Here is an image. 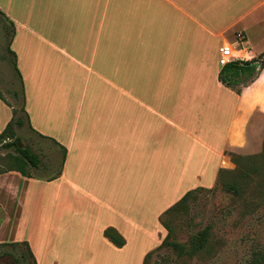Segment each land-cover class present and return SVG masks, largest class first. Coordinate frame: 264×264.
Here are the masks:
<instances>
[{"label": "crops", "instance_id": "obj_1", "mask_svg": "<svg viewBox=\"0 0 264 264\" xmlns=\"http://www.w3.org/2000/svg\"><path fill=\"white\" fill-rule=\"evenodd\" d=\"M0 11L28 125L67 151L47 179L0 172V244L27 243L37 264H125L166 237L160 218L186 193L235 167L227 152L262 150L264 68L238 94L219 59L225 45L264 54V0H0ZM13 117L0 98V134Z\"/></svg>", "mask_w": 264, "mask_h": 264}, {"label": "rangeland", "instance_id": "obj_2", "mask_svg": "<svg viewBox=\"0 0 264 264\" xmlns=\"http://www.w3.org/2000/svg\"><path fill=\"white\" fill-rule=\"evenodd\" d=\"M12 34L10 21L0 14V96L8 105L15 107L18 115L24 119L23 126L14 127V138L7 142L17 140L21 147L30 148L36 153L41 159L40 167L29 166V171L35 177L47 179L60 172L64 155L51 140L31 131L26 115L21 110L22 81L14 66V54L9 51ZM5 143L0 142V172L12 169L15 158L19 156L14 145L6 146ZM263 149L264 137L262 150L249 155L260 154ZM228 171L227 178H231L236 165ZM198 189L188 211L171 219L175 230L174 240L185 246V252H178L169 246L161 247L165 236L163 240L145 239L142 249L127 251L129 259L125 264H253L254 259L264 255V182L260 184L257 180L252 181L240 195L227 191L220 180L211 187ZM208 226L211 235L206 247L196 254H189L190 236ZM31 252L24 243L21 246L2 245L0 264H17V257H21L20 264H32ZM112 263L111 260L95 259L92 264Z\"/></svg>", "mask_w": 264, "mask_h": 264}, {"label": "trees", "instance_id": "obj_3", "mask_svg": "<svg viewBox=\"0 0 264 264\" xmlns=\"http://www.w3.org/2000/svg\"><path fill=\"white\" fill-rule=\"evenodd\" d=\"M0 14H3L0 11ZM12 26V25H11ZM13 28V27H12ZM14 33V29H13ZM13 36V34H12ZM11 40L9 42V51L14 54V66L21 79L20 72L16 66L15 53L11 50ZM264 68V54L255 58L252 61H237L224 66L220 71L219 78L223 84L234 89L238 94L242 92V88L248 86L250 83L254 82L255 79L260 75L262 69ZM22 81V79H21ZM18 93L16 92L15 95ZM22 94H24V87L22 81ZM1 99H3L0 96ZM4 100V99H3ZM21 110L26 114L24 97L21 105ZM13 107V106H12ZM14 117L13 120L8 124L6 129L0 134V142L7 144L6 146L14 145L19 154L15 158V165L12 169L20 172L23 176L31 177L32 174L29 171V166L33 168H39L41 164V159L34 153L30 148H23L18 143L17 140L7 142L12 140L15 135L14 127L23 126L24 119L18 115V111L13 107ZM67 151L64 149V156L62 166L66 157ZM236 165V171L232 174L231 178H227L229 171L221 169L219 171V180L221 185L229 192L240 195L244 190L249 187L250 183L257 180L260 184L264 182V149L262 153L257 155L243 156L233 152H227ZM199 189L191 190L186 193L183 198L173 205L169 210H167L160 218L162 225L167 230V235L164 238L161 247H172L178 252H185V246L180 242L174 240L175 230L172 226L171 219L177 216L179 213L187 212L189 209L190 201L193 199L195 192ZM211 235L210 227H206L197 233L190 236L188 241L189 254H196L203 250L207 243L209 242ZM105 236L117 247L121 248L126 244L125 238L119 234L114 228H108L105 231ZM8 245V244H0ZM21 246L22 244H13L10 246ZM24 245L28 246L26 243ZM32 264H37L34 254L31 252ZM22 260H25L24 258ZM15 262L20 264L21 257L15 258ZM253 264H264V255H260L257 259H254Z\"/></svg>", "mask_w": 264, "mask_h": 264}, {"label": "built area", "instance_id": "obj_4", "mask_svg": "<svg viewBox=\"0 0 264 264\" xmlns=\"http://www.w3.org/2000/svg\"><path fill=\"white\" fill-rule=\"evenodd\" d=\"M236 45L238 47V51L241 52L242 50L246 49V36L244 33L239 32L236 35ZM220 59L219 63L221 66H227L230 63L237 62V61H252L257 57L253 56H246L242 54H235V49L232 48L230 45H225L220 49Z\"/></svg>", "mask_w": 264, "mask_h": 264}]
</instances>
